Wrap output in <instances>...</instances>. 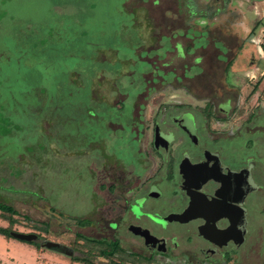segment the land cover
<instances>
[{
	"label": "rangeland",
	"instance_id": "374dc122",
	"mask_svg": "<svg viewBox=\"0 0 264 264\" xmlns=\"http://www.w3.org/2000/svg\"><path fill=\"white\" fill-rule=\"evenodd\" d=\"M259 1L260 7L252 0L240 5L243 16L237 2L219 4L225 12L236 10L237 16L227 13L228 20L243 23L208 29L207 43L196 48L203 34L166 11L176 12L177 0H0V202L19 212L12 226L0 213V226L66 246L73 216L97 199V176L89 169L100 165L102 145L93 143H104L108 165L132 158L119 152L118 132L109 136L102 127L106 119L127 117L115 105L125 109L131 95L115 105L93 96L101 74V80L114 76L119 90L131 94L139 72H202L192 83H200L202 98L216 87L219 98L233 91L237 112L230 119L258 112L264 137V0ZM177 41L185 50L194 48L180 58ZM196 55L202 56L198 68ZM166 61L169 66H162ZM224 72H232L231 85ZM87 108L98 116L91 117ZM259 152L264 154L263 145ZM253 230L263 232V248L264 222L253 223ZM0 243V264H66L62 256L35 253L14 240L0 236ZM97 251L90 246L94 264L100 263ZM249 264H264V254L251 255Z\"/></svg>",
	"mask_w": 264,
	"mask_h": 264
},
{
	"label": "flooded vegetation",
	"instance_id": "af4514ba",
	"mask_svg": "<svg viewBox=\"0 0 264 264\" xmlns=\"http://www.w3.org/2000/svg\"><path fill=\"white\" fill-rule=\"evenodd\" d=\"M196 9L188 16L189 22L201 18L188 28L204 36L196 48L204 47L208 29L216 27L209 21L212 15L220 13L225 18L220 24L227 28L232 22L239 25L227 17L237 16L236 10L225 12L212 4ZM175 46L180 58L194 48L185 50L178 41ZM201 61L196 55L194 66ZM187 71L139 72L131 80L137 83L131 94L119 90L114 76L101 80V74L93 96L115 105L131 95L125 109L115 105L127 117L106 119L102 127L109 136L118 132L119 152L132 158L127 163L122 156L108 165L104 143H93L102 145L100 165L89 169L97 176V199L81 216H73L66 246L42 240L40 234L31 240L0 236L32 246L35 253L62 256L66 264H94L91 245L98 246V264H249L251 255L264 254L263 232L253 230V223L264 222L262 118L251 111L231 120L237 112L234 92L219 98L216 87L202 98L200 83L192 85L202 72ZM224 82L232 84V72H224ZM87 111L98 116L92 108Z\"/></svg>",
	"mask_w": 264,
	"mask_h": 264
},
{
	"label": "crops",
	"instance_id": "0c3cea01",
	"mask_svg": "<svg viewBox=\"0 0 264 264\" xmlns=\"http://www.w3.org/2000/svg\"><path fill=\"white\" fill-rule=\"evenodd\" d=\"M245 1L250 2V0H177V2H178V8L177 9L178 10L176 12H174V11H171L170 9L167 8L166 11H168L169 13L170 12L176 13L178 16L183 17L185 19L184 25L188 29V28H191L190 26L196 25L195 24L196 21H199V19L201 20V18L192 19V21L189 22V19H188L189 13L191 11L195 10V7L197 9H201V10L205 9L206 10V6L207 5L209 6V4L216 5L218 8L219 4L223 5V6L227 5V3L228 4L231 3V4L235 5V3L237 2V4H238L237 7L239 8V10H237V12L239 13L240 16H243L244 15L243 9H242V11H240L241 8L239 6L244 4ZM259 2H260L259 0H252V3L254 4L253 6H255V7H258V6L260 7ZM248 11H249V15H251V16H253V18H255V15H256L255 12H252L251 10H248ZM244 12H246V11H244ZM219 14L220 13L216 14V16L212 15L213 18L209 19V21L213 22L214 24L216 23V26H219L220 23L225 22V20H224L225 18L221 14L220 15ZM238 21H239V24H240V22H241V24L243 23V21H240V20H238ZM0 245H1V243H0ZM12 252H13V250H12Z\"/></svg>",
	"mask_w": 264,
	"mask_h": 264
},
{
	"label": "trees",
	"instance_id": "16d2710c",
	"mask_svg": "<svg viewBox=\"0 0 264 264\" xmlns=\"http://www.w3.org/2000/svg\"><path fill=\"white\" fill-rule=\"evenodd\" d=\"M0 213L3 215L4 219L12 226L16 222L15 216L19 215V212L12 206L0 202ZM27 217V216H26ZM47 227V225H45ZM10 227L0 226V234L8 235L11 232Z\"/></svg>",
	"mask_w": 264,
	"mask_h": 264
},
{
	"label": "water",
	"instance_id": "95a60500",
	"mask_svg": "<svg viewBox=\"0 0 264 264\" xmlns=\"http://www.w3.org/2000/svg\"><path fill=\"white\" fill-rule=\"evenodd\" d=\"M10 234L12 236L19 238V239H22V240H31L32 238L35 237V233H32V232L24 233V232L11 231Z\"/></svg>",
	"mask_w": 264,
	"mask_h": 264
}]
</instances>
